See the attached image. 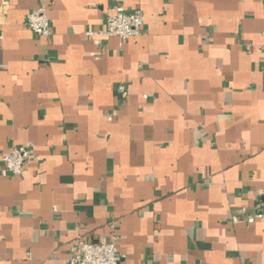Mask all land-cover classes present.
Wrapping results in <instances>:
<instances>
[{
    "label": "crops",
    "instance_id": "crops-1",
    "mask_svg": "<svg viewBox=\"0 0 264 264\" xmlns=\"http://www.w3.org/2000/svg\"><path fill=\"white\" fill-rule=\"evenodd\" d=\"M41 4L47 37L26 25ZM116 5L144 12L142 34L88 36ZM263 29L264 0H0V264L113 239L120 264H264V218L245 221L264 186ZM29 142L40 159L2 175Z\"/></svg>",
    "mask_w": 264,
    "mask_h": 264
},
{
    "label": "built area",
    "instance_id": "built-area-1",
    "mask_svg": "<svg viewBox=\"0 0 264 264\" xmlns=\"http://www.w3.org/2000/svg\"><path fill=\"white\" fill-rule=\"evenodd\" d=\"M145 24V14L141 9L127 10L122 5H116L114 12L110 14L105 23V27L99 31L88 30L86 34L90 37L99 33L105 36L118 37L121 43L139 37L143 32ZM26 25L38 36L47 37L52 34L51 23L44 4L34 8L26 17ZM262 42L258 46L264 51V29L262 31ZM122 97L128 96V87L121 84L118 87ZM40 157L35 152V146L29 142L20 147H13L10 151L1 156L3 163L2 175H20L25 170L26 165L32 160H39ZM264 186L258 191V201L256 212L248 216L245 221L254 222L264 218ZM239 219L233 217V221ZM115 239L107 242L79 241L72 248V255L68 264H120L124 255L117 247Z\"/></svg>",
    "mask_w": 264,
    "mask_h": 264
}]
</instances>
